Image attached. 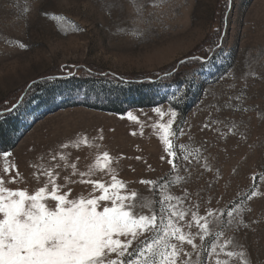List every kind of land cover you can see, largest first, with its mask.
I'll return each mask as SVG.
<instances>
[{
	"label": "rangeland",
	"instance_id": "obj_1",
	"mask_svg": "<svg viewBox=\"0 0 264 264\" xmlns=\"http://www.w3.org/2000/svg\"><path fill=\"white\" fill-rule=\"evenodd\" d=\"M169 110L177 113L176 169L153 127ZM0 130L9 146L0 145L7 187L31 193L47 179L34 174L51 170L61 185L65 176L77 181L66 186L73 196L87 195L91 186L79 181L89 177L79 173L107 151L128 186L121 192L152 201L158 216L166 195L183 197L198 216L223 210V223L210 225L203 241L197 236L195 251L183 246L191 264H264V0H0ZM177 175L183 179L172 183ZM91 178L110 181L101 172ZM236 205L238 223L225 228ZM192 225L185 231L195 234ZM214 244L218 255L210 256Z\"/></svg>",
	"mask_w": 264,
	"mask_h": 264
},
{
	"label": "snow or ice",
	"instance_id": "obj_2",
	"mask_svg": "<svg viewBox=\"0 0 264 264\" xmlns=\"http://www.w3.org/2000/svg\"><path fill=\"white\" fill-rule=\"evenodd\" d=\"M153 111L160 117L165 115L160 107ZM169 115L167 122L154 124L153 127L160 133L159 138L170 157L168 163L176 169L177 152L173 150L171 137L175 135L172 126L177 113L169 110ZM128 117L138 119L131 112ZM180 134L183 135V130H180ZM80 143L88 144L89 141L85 138L72 142L74 147H79ZM67 147L68 144L61 145L62 149ZM3 156L10 157L11 153L4 152ZM56 159L57 156L53 155L52 160ZM59 159L65 161L67 166L66 154H59ZM183 159L187 161L188 156L185 155ZM71 167L72 174L76 175V164L73 163ZM3 171L9 172V168L5 167ZM97 172L109 175L110 181L91 178ZM59 175V172L53 173L51 170L38 171L34 174L37 182L41 176L47 179L43 186L31 193L26 188L7 187L4 176H0V264H191L192 253L185 252L183 246L191 245L195 251L198 247L196 237L203 241L210 234V225L220 226L223 223V210H209L205 216H198L196 212H191V208L183 207V197L172 195H166L160 201L158 216L151 207L152 201L138 196L135 190L121 192L128 186L118 179L107 151L97 155L86 172L79 173L81 178L89 177L79 181L91 186L92 191L87 195L73 196L72 189L66 186L77 181L65 176V184L61 185L56 181ZM181 179L177 175L172 183ZM140 182L149 185L156 183ZM7 183H16V177H11ZM256 195L257 192L252 191L248 199ZM173 199L175 204L171 203ZM193 207L198 208V205ZM146 208L150 214H144ZM242 211L240 205L227 211L230 219L223 226L227 228L233 222L238 223L235 216ZM189 212L192 220L181 224L180 221H184ZM193 221L199 229L195 234L185 231V228H192ZM146 233L152 234L151 239L141 240L140 237ZM216 235L219 238L225 233L221 230ZM121 237L126 239L122 240ZM134 241L137 247H133ZM232 243V238L226 237L225 244ZM224 247V244L220 245L221 251ZM215 250L214 244L209 255H218ZM226 256L243 258L244 253L228 251ZM216 264H228V261L217 260Z\"/></svg>",
	"mask_w": 264,
	"mask_h": 264
},
{
	"label": "trees",
	"instance_id": "obj_3",
	"mask_svg": "<svg viewBox=\"0 0 264 264\" xmlns=\"http://www.w3.org/2000/svg\"><path fill=\"white\" fill-rule=\"evenodd\" d=\"M89 73L90 74H92V75H95V76H101V74L100 73H98V72H94V71H89ZM112 77V79H114V80H117V81H119V82H127V80L125 79V78H122V77H120V76H117V75H113V76H111ZM101 78V77H100ZM103 78V77H102ZM127 83H130V84H132V85H139V84H145V83H148V82H146V81H141V80H132V81H130V82H127ZM2 131L0 130V145H2L3 147L2 148H4V149H2V150H5V148H7V147H9L7 144V140H6V138H3L4 136L2 135Z\"/></svg>",
	"mask_w": 264,
	"mask_h": 264
}]
</instances>
